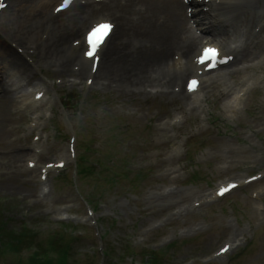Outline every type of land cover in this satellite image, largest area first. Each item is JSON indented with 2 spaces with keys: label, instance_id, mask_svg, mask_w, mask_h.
<instances>
[{
  "label": "rangeland",
  "instance_id": "374dc122",
  "mask_svg": "<svg viewBox=\"0 0 264 264\" xmlns=\"http://www.w3.org/2000/svg\"><path fill=\"white\" fill-rule=\"evenodd\" d=\"M34 73L33 86L47 91L42 110H27L28 119L0 99V264H32L35 245L50 250L58 236L68 264H264V66L242 73L256 83L245 101L221 100L215 88L205 113L186 117L168 98ZM163 113L165 122L182 118L168 131L171 146L158 129ZM35 148L54 167L46 175L22 156ZM230 182L239 186L217 197ZM25 237L33 250L9 249Z\"/></svg>",
  "mask_w": 264,
  "mask_h": 264
},
{
  "label": "bare ground",
  "instance_id": "6f19581e",
  "mask_svg": "<svg viewBox=\"0 0 264 264\" xmlns=\"http://www.w3.org/2000/svg\"><path fill=\"white\" fill-rule=\"evenodd\" d=\"M49 1L13 0L0 18V99L8 102L7 107L22 105L20 113L27 118V110L36 112L46 105L42 91L36 86L33 89L38 90L28 91V86L33 85V66L27 56L37 55L39 64L50 66L59 76H72L73 85L101 88L131 98H168L170 108L184 117L204 111L199 92L205 85L206 101L215 88L219 90L217 97L227 98L228 103L235 95L237 101L241 92L250 95L256 83L248 85L247 81L239 80V75L250 78L242 72L249 67L256 70L258 64H264V44L253 35L256 26L264 31V0H232L229 5L214 0L216 19L208 17V12L199 11V3L190 0L195 5L192 21L182 0H83L86 7L92 3L98 12L106 6L108 14L105 10L102 13L116 23L110 36L113 41L93 59L85 55L86 44L78 32L88 29L84 25L87 21L94 24L105 15L95 20L92 14L95 12L84 17L68 15L67 11L54 13ZM207 24L206 34H198L197 28ZM204 39L234 54V59L217 74L209 72L200 76L198 90L190 92L184 86L185 76L197 78L202 69L190 51L200 46L194 51L196 57L208 44ZM246 62L248 68H242ZM257 80L263 82L261 78ZM168 113H163L157 121L158 129L166 136L165 144L171 146L168 131L170 127L177 128L179 121L164 122ZM22 156L36 163L34 173L45 159L38 150L22 151ZM158 161L166 165L168 158L159 156ZM18 166L15 163V172ZM48 170L53 169L48 167Z\"/></svg>",
  "mask_w": 264,
  "mask_h": 264
},
{
  "label": "trees",
  "instance_id": "16d2710c",
  "mask_svg": "<svg viewBox=\"0 0 264 264\" xmlns=\"http://www.w3.org/2000/svg\"><path fill=\"white\" fill-rule=\"evenodd\" d=\"M2 234L3 232L0 231V235ZM25 239L27 240L26 242L22 241L21 239H17L15 241H10V243L12 244L7 243V245L10 246V250H13L15 252H18L20 247L33 250L34 245L30 244L26 237ZM35 247L36 249H34V251L32 252V257L30 259V262L32 264H51L53 261L56 260H59V264H68L69 262L70 250L68 249V241L62 236H58L52 241V244L50 245V250L38 245H35ZM51 253L57 256L56 260L52 259Z\"/></svg>",
  "mask_w": 264,
  "mask_h": 264
},
{
  "label": "snow or ice",
  "instance_id": "6c2138e0",
  "mask_svg": "<svg viewBox=\"0 0 264 264\" xmlns=\"http://www.w3.org/2000/svg\"><path fill=\"white\" fill-rule=\"evenodd\" d=\"M65 3H67V0H65ZM3 7H4V4L0 3V8H3ZM112 29H113V25H111L110 23H104V24H100V25L96 26L92 30V32L89 35V43L91 45V50L86 53V55L90 59L95 57L99 46L103 43L104 38H106L110 34ZM205 56L209 59L217 57L218 56V50H216V49L206 50ZM201 62L203 63L204 60L202 59ZM212 66L214 67L215 65H212ZM195 86H198V82H196V81L191 82L190 88H193ZM230 187H235V186L232 185ZM225 191H228V189L227 188L222 189L221 194H223V192H225ZM226 250L227 249L225 248L222 251H226Z\"/></svg>",
  "mask_w": 264,
  "mask_h": 264
}]
</instances>
